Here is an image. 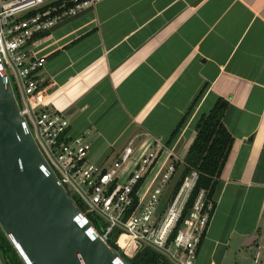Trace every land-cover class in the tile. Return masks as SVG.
Returning <instances> with one entry per match:
<instances>
[{
	"label": "crops",
	"instance_id": "crops-1",
	"mask_svg": "<svg viewBox=\"0 0 264 264\" xmlns=\"http://www.w3.org/2000/svg\"><path fill=\"white\" fill-rule=\"evenodd\" d=\"M29 49L44 59L47 107L98 163L130 141H141L138 156L156 139L182 161L199 116L225 99L233 144L196 264L252 260L264 245V0H102Z\"/></svg>",
	"mask_w": 264,
	"mask_h": 264
},
{
	"label": "built area",
	"instance_id": "built-area-1",
	"mask_svg": "<svg viewBox=\"0 0 264 264\" xmlns=\"http://www.w3.org/2000/svg\"><path fill=\"white\" fill-rule=\"evenodd\" d=\"M100 1L0 0L1 66L43 156L68 193L96 215L101 237L106 241L119 229L115 243L127 257L148 245L172 264H196L198 247L215 208L214 200L201 188L183 217L199 172L190 169L160 208L179 174L176 164L182 162L173 149L156 139L137 156L141 149L135 152L130 141L110 162H94L91 143L82 135L71 136L67 117L47 107L39 76L44 59L32 54L30 44ZM251 264H264V245H257Z\"/></svg>",
	"mask_w": 264,
	"mask_h": 264
},
{
	"label": "water",
	"instance_id": "water-1",
	"mask_svg": "<svg viewBox=\"0 0 264 264\" xmlns=\"http://www.w3.org/2000/svg\"><path fill=\"white\" fill-rule=\"evenodd\" d=\"M0 229L23 264H127L59 182L1 63Z\"/></svg>",
	"mask_w": 264,
	"mask_h": 264
},
{
	"label": "trees",
	"instance_id": "trees-1",
	"mask_svg": "<svg viewBox=\"0 0 264 264\" xmlns=\"http://www.w3.org/2000/svg\"><path fill=\"white\" fill-rule=\"evenodd\" d=\"M198 96L192 101L188 109L185 111L183 116L172 130L167 143H169L174 138L177 131L184 123ZM227 105L228 102L225 99L218 97L212 108L207 113H203L199 116L194 128L195 137L190 144L182 162H177L176 164V168L179 173L176 178V182L173 183L168 189L167 195L162 198L160 208L165 206L170 193L177 189L182 178L190 169L197 170L199 175L196 185L184 209L183 217L187 214L199 189H205L207 191V197L212 198L218 185L220 174L233 144V138L222 122L224 111ZM140 181L138 182L137 186L139 185ZM72 197L80 211L87 216V218L94 224L95 228L100 233L96 215L86 212L84 203L75 195H72ZM119 232V229H115L106 240L111 247L117 249L118 251L119 248L115 243V239ZM119 252L122 259L127 264H172L163 254L148 245H143L132 257H127L121 251ZM0 258L3 264H23L1 229Z\"/></svg>",
	"mask_w": 264,
	"mask_h": 264
},
{
	"label": "rangeland",
	"instance_id": "rangeland-1",
	"mask_svg": "<svg viewBox=\"0 0 264 264\" xmlns=\"http://www.w3.org/2000/svg\"><path fill=\"white\" fill-rule=\"evenodd\" d=\"M141 143V141H135L134 142V146H133V148L135 149L134 151L136 152V150H137V148L139 147V144ZM91 160L92 161H96V157H94L93 159H92V157H91ZM87 212V211H86ZM246 255V254H245ZM247 259L249 258V256L248 255H246L245 256ZM1 259V258H0ZM236 259H239V256L238 257H236ZM2 261V260H1ZM236 262L238 263V264H251V261L249 262V260L247 261V260H245L244 259V262L243 261H239V260H236ZM232 264H234V262H232Z\"/></svg>",
	"mask_w": 264,
	"mask_h": 264
},
{
	"label": "bare ground",
	"instance_id": "bare-ground-1",
	"mask_svg": "<svg viewBox=\"0 0 264 264\" xmlns=\"http://www.w3.org/2000/svg\"><path fill=\"white\" fill-rule=\"evenodd\" d=\"M123 241H124V238H123V236L120 238V243L122 244L123 243Z\"/></svg>",
	"mask_w": 264,
	"mask_h": 264
}]
</instances>
